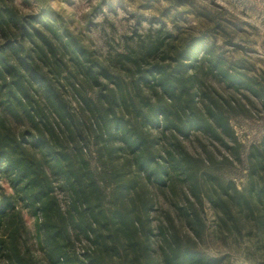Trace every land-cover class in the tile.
<instances>
[{
  "label": "rangeland",
  "instance_id": "374dc122",
  "mask_svg": "<svg viewBox=\"0 0 264 264\" xmlns=\"http://www.w3.org/2000/svg\"><path fill=\"white\" fill-rule=\"evenodd\" d=\"M5 8L14 19L5 21L8 29L0 28V44L16 42L25 57L22 80L33 123L21 106L13 114L3 109V92L0 115L12 118L15 133L26 132L31 140L36 129L57 123L40 80L55 89L51 100L69 102L68 112L82 131L76 136L78 147L102 187L104 216H97L92 226L101 237L96 242L85 239L66 190L55 185L54 195L64 217L72 216L74 232L70 241L58 239L62 259L56 263L42 243V215L20 197L18 187L0 177V196L10 197L13 204L0 217V264L16 259L22 264H176L182 254L188 257L185 264H264V0H0V9ZM21 23L31 37L18 39ZM198 41L212 52L198 53L194 62L196 106L205 102L222 115L236 141L222 132L175 139L169 132L144 128L159 148H181L192 168L190 177L180 175L161 190L148 185L145 192L141 176L125 163L130 157L120 141L99 136L104 113L93 100L120 86L127 111L133 112L140 101L132 86L140 73ZM78 47L87 53L77 57ZM151 47L157 49L146 54ZM10 56L16 62L17 55ZM216 57L227 76L209 71ZM91 62L100 85L81 76ZM234 77L241 79L240 85L232 84ZM150 88L143 89L141 98L153 103ZM130 181L127 198L134 199V219L144 229L116 235L119 191ZM142 201L147 204L144 212Z\"/></svg>",
  "mask_w": 264,
  "mask_h": 264
},
{
  "label": "trees",
  "instance_id": "16d2710c",
  "mask_svg": "<svg viewBox=\"0 0 264 264\" xmlns=\"http://www.w3.org/2000/svg\"><path fill=\"white\" fill-rule=\"evenodd\" d=\"M13 19L12 10L0 9V28L8 29L9 25L5 21H13ZM17 29L18 39L31 37L24 23L19 24ZM5 37L7 38V35ZM17 45L16 42L11 41L0 44V83H2L0 95L3 92L1 96L4 97L3 109L13 114L14 109L21 106L30 122L33 123V118L30 116L32 109L30 94L22 80V77L24 78L22 73L25 71L22 70V66L26 64L25 57L19 54L20 48ZM156 49L157 47L148 48L146 54ZM77 50L78 54L74 52L77 57L79 54L87 53L82 47H78ZM200 52L208 54L212 52V48H204L200 41L186 43L181 49L174 50L171 55L168 53L165 59L155 61L147 70L141 72L138 82L132 86V90L140 101V103L137 102L138 106H135L133 112L127 111V99L120 86L117 89L108 90L107 94H97L93 100L104 113L99 136L120 141V149L127 151L130 157V160H125V163H131L141 176L145 192L148 185L153 190H161L176 183L180 175L190 177L192 168L181 148L176 151L166 146L159 148L157 139H150L144 135V128L147 127L159 133L163 131V134L169 132L175 139H187L192 133H208L217 137L222 132L232 141H236L222 115L215 114L205 102H203L205 106L199 108L196 106L195 100L199 91L197 92L195 88L197 76L194 62ZM11 54L12 57L14 54L17 55L16 62L11 60ZM79 65L82 69V65ZM93 65L95 64L91 62L81 76L87 81L100 85L98 84L99 73L93 69ZM208 67L211 72L218 70L217 72L222 76L228 74L227 70L222 68L218 57ZM99 69L104 73L103 75H107L104 68L99 66ZM29 74L32 75L31 72ZM151 82L155 85L153 88L149 87ZM231 82L234 85H240L241 79L234 77ZM40 83L44 89L46 102L57 123L55 126L51 124L46 126V130L36 129L31 140H26L25 137L28 134L15 133L11 127L12 118L9 119L1 114L0 177L10 187H18L20 197L40 212L43 227L42 243L48 249V254L52 255L56 263H59L62 256L58 250V239L62 237L70 241L74 232L69 226V223L70 225L73 223L72 216L64 217L54 195L55 185L66 190L70 198L69 204L77 212L80 222L77 225L78 230L85 239L95 242L101 237L98 233L99 229H94L92 226L97 224V216L103 215L99 198L102 187L89 172L82 149L78 147L76 136L77 139L82 136V131L78 128L79 120L68 112V108L72 109L70 103L56 98L51 100L50 97L55 95V89L49 84H44L42 79ZM145 88H150L155 94L153 103L142 101L141 93ZM123 108L127 112H124ZM35 151L38 154L34 153ZM132 185V181L121 184L123 190L119 191V194L122 199V208L114 215L117 219L116 222L114 221L116 235L118 231L125 232L126 229H131L135 235L144 229L143 223L134 219L136 205L134 199L127 198ZM0 197V217H3L9 209H13V204L10 197L2 193ZM146 208V202L142 201L141 212H144ZM181 258L176 264H185L188 257L182 254ZM7 264L22 263L16 259V261L9 260Z\"/></svg>",
  "mask_w": 264,
  "mask_h": 264
}]
</instances>
